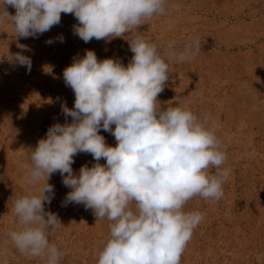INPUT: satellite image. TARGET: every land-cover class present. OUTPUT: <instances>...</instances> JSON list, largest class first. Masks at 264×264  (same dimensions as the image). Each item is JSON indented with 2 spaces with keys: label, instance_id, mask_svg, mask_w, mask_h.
I'll use <instances>...</instances> for the list:
<instances>
[{
  "label": "rangeland",
  "instance_id": "obj_1",
  "mask_svg": "<svg viewBox=\"0 0 264 264\" xmlns=\"http://www.w3.org/2000/svg\"><path fill=\"white\" fill-rule=\"evenodd\" d=\"M5 7L15 14L12 6ZM165 7L166 14L110 42L93 38L85 43L74 34L79 22L73 14L62 13L58 25L35 38H18L9 22L0 23V264H45L21 253L9 233L22 227L15 200L37 194L46 183V178L34 185L25 180L31 150L52 125L72 122L62 112V105L73 109L75 101L64 69L86 50L94 51L98 61L112 58L127 67L134 55L128 39L137 35L155 44L168 64L169 79L157 108L180 107L206 126L218 125L215 134L226 160L220 169L208 171L231 170L222 199L197 195L184 205V212H200L204 219L193 230L180 264H264V0H166ZM4 11L0 0V14ZM49 39L54 42L46 43ZM191 39L200 41L192 58L178 62L164 55L170 42L180 52ZM16 53L31 59L30 72L10 60ZM99 134L106 145L116 146L111 133L101 128ZM95 163L91 154L78 153L71 167L78 175L81 166ZM62 180L56 172L47 181L54 198L45 203V211L56 214L60 223L46 235L62 253L59 264H97L111 221L97 220L83 204L63 206L71 189ZM130 208L136 211L134 202Z\"/></svg>",
  "mask_w": 264,
  "mask_h": 264
},
{
  "label": "clouds",
  "instance_id": "obj_2",
  "mask_svg": "<svg viewBox=\"0 0 264 264\" xmlns=\"http://www.w3.org/2000/svg\"><path fill=\"white\" fill-rule=\"evenodd\" d=\"M165 5L166 0H3L0 23L9 22L18 38H35L58 25L62 13L73 14L79 22L74 34L85 43L93 38L110 42L166 14ZM5 6H12L15 14ZM128 42L134 55L127 67L112 58L98 61L94 51L86 50L64 69V82L75 101L73 109L62 105V112L72 122L52 125L31 150L32 167L25 180L34 185L46 178V183L37 194L15 200L14 213L22 227L9 236L21 253L45 264H59L62 256L46 235L59 222L56 214L45 211V203L54 198V188L47 183L53 173L59 172L71 189L63 206L83 204L97 220L111 221L110 238L98 252L97 264H180L193 230L204 219L200 212H184V205L197 195L223 198L231 170L216 175L208 171L220 169L226 160L215 134L218 125L206 126L180 107L158 109L157 97L169 79L168 64L142 36ZM199 49L198 39L180 52L170 42L164 55L184 62ZM10 57L30 72L29 57ZM101 128L115 137V147L106 145ZM78 153L91 154L96 163L81 166L77 175L71 166ZM102 158L104 165L99 163Z\"/></svg>",
  "mask_w": 264,
  "mask_h": 264
},
{
  "label": "bare ground",
  "instance_id": "obj_3",
  "mask_svg": "<svg viewBox=\"0 0 264 264\" xmlns=\"http://www.w3.org/2000/svg\"><path fill=\"white\" fill-rule=\"evenodd\" d=\"M244 4H245V3H244ZM249 6H250V5H249ZM242 10H243V9H242ZM254 10H255V9H254ZM243 11H244V10H243ZM257 13H258V12H257ZM236 15H237V14H236ZM236 17H237V16H236ZM254 17H255V16H254ZM254 17H253V18H254ZM228 18H229V17H228ZM237 20H238V19H237ZM243 20H244V19H243ZM225 22H226V21H225ZM237 23H238V22H237ZM227 24H228V23H227ZM225 28H226V27H225ZM225 28H224V29H225ZM238 32H239V31H238Z\"/></svg>",
  "mask_w": 264,
  "mask_h": 264
}]
</instances>
